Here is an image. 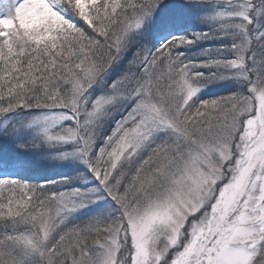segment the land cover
Here are the masks:
<instances>
[{
	"label": "snow or ice",
	"instance_id": "snow-or-ice-1",
	"mask_svg": "<svg viewBox=\"0 0 264 264\" xmlns=\"http://www.w3.org/2000/svg\"><path fill=\"white\" fill-rule=\"evenodd\" d=\"M0 264H264V0H0Z\"/></svg>",
	"mask_w": 264,
	"mask_h": 264
}]
</instances>
